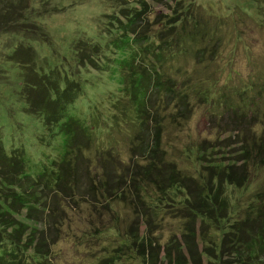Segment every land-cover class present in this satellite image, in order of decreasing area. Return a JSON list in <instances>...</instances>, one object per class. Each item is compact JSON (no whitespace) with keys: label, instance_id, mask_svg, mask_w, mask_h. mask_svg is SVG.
<instances>
[{"label":"rangeland","instance_id":"rangeland-1","mask_svg":"<svg viewBox=\"0 0 264 264\" xmlns=\"http://www.w3.org/2000/svg\"><path fill=\"white\" fill-rule=\"evenodd\" d=\"M133 11L136 43L116 51L110 42ZM78 39L95 44L93 66L75 62ZM14 49L16 57L31 53L28 65L9 58ZM133 49L140 71L161 72L157 91L153 80L137 91L142 114L118 83L129 70L119 60ZM27 71L67 74L80 85L65 113L84 124V150L69 154L59 130L23 111L20 73ZM0 142L28 184L39 175L50 183V169H66L54 190L41 192L44 180L34 185L30 209L12 207L26 232L40 220L44 259L24 249L27 233L10 244V230L0 228L1 261L106 264L133 235L160 261L163 246L183 242L184 225L198 250L203 242L210 250L208 239L217 243L234 221L254 225L264 214V0H0ZM159 172L178 173L185 187L167 180L158 189L150 179ZM217 190L227 212L203 224L187 201L208 203ZM137 263L121 255L114 264Z\"/></svg>","mask_w":264,"mask_h":264},{"label":"trees","instance_id":"trees-1","mask_svg":"<svg viewBox=\"0 0 264 264\" xmlns=\"http://www.w3.org/2000/svg\"><path fill=\"white\" fill-rule=\"evenodd\" d=\"M137 15L138 11H133V14L129 12L128 15H125V22H120L118 29L122 32L115 40L110 42L114 45L116 51L124 50L126 47L131 49L132 43H136V40L131 35V31L132 27L136 25L135 18ZM16 51L17 50L14 49L9 58L11 59L14 56L16 59L20 60L21 65H28L27 62L31 59V53L26 56L23 55L24 52H19L16 57ZM92 51L97 52V48L95 44H91L90 41L87 42L84 39H78L72 44L73 57L78 66H93V61L91 60ZM124 55H122L119 62L122 67H126L129 70L126 74L124 72V75H120V81L118 83L124 87L126 86V90L128 89L127 99H135L133 106L134 112L142 114L143 111H139L137 106L144 108V96L138 97L137 91H140V88L146 89L145 86L149 84L150 80L154 81L153 86L157 91L161 86L159 85V76L161 77V72L158 73L154 69L152 73L140 71V66H136V62H134V59L136 60L134 49L130 53V58H124ZM23 56L25 59H23ZM28 73V71L20 73L22 80L19 93L25 101L23 111L29 115H38L44 127L50 128L52 126V130H59V133L63 135L61 145L62 147L66 146V150L69 154L72 153V151L76 153L79 152L80 148L82 149L81 145L89 141L88 134L85 132L84 124L79 123L77 119L69 116L65 111L66 105H69L78 97L81 89L80 85L74 80L67 78V74L65 77H60L58 73L47 72L39 75L34 74L32 78L31 76H27ZM132 112L131 107V113ZM135 117L138 116L135 115ZM17 159L18 157L14 154L6 155L0 142V189H3L0 196L2 194L4 198L2 202L0 200V228L10 230L5 236L10 244H19L22 234L24 235L27 233V235H29L27 236L28 243L24 244V249L30 252V258L32 259H35V257L43 258V255H46V250L44 248L45 245L42 243L43 240H38L40 234V220L34 221L35 223L33 222V226L30 227L29 232H26L28 225L25 224L24 221L18 220L12 216V207L15 206L14 203H16V205L18 203L30 209L32 206L31 204L35 203L37 199L34 185H40L38 181L44 180V176L39 175L33 178L31 184L24 182V179H27L30 175L22 171ZM64 170L66 169L62 170L59 167V172L57 173V170L50 169L52 173H50L51 178H48V180H51V182L49 183L44 180L45 184H42L44 186L40 185L42 189L41 192H44L43 187H45L46 190H54L56 185H60L61 181L59 182V178L66 172ZM158 171L160 170H156V172ZM159 173V180H157L158 178L150 179L151 182L154 181L158 189V182H167V180L169 185L171 181L179 182L183 184L184 187L186 185L184 178L179 176L178 173L173 174L172 172L170 175ZM235 184L240 185V181H237ZM7 197L11 199L6 201ZM26 197H29L28 199L32 198L35 201H29ZM208 198V203L201 204L197 200L190 199L187 201V204L190 206L192 213L194 212L195 214L196 212L197 216H200L202 220L201 223H206L204 222L206 220L207 222L213 221V224H215V221H217L216 216L222 217L221 212L224 213V215L226 214L227 201L223 195H220L219 190L215 193H213V191L208 193ZM9 202L10 205H8ZM2 205L5 207L3 208ZM14 215H17V213ZM53 219L58 223L55 218ZM249 219L250 218L246 217L234 221V224H231L228 229H224L220 234L217 243H215L214 240L211 241L209 238L208 242L210 241L212 245L210 250L206 248V243L204 242L203 245L205 247L198 250L192 238L191 226L184 225L185 232L182 235L183 242L178 244L177 242L171 241L166 246H163L160 261L157 251L152 249V246L150 247L151 244L146 243L144 238L138 237L137 235H133L127 239V244L123 245L124 250H121L119 257L122 255L127 259L137 260V264H219L224 256H233V258L236 257L234 264H264V214L258 216L256 220L259 222H257V224L254 223L253 225L252 223L247 225L246 222H248L247 220ZM119 257L115 254L106 264H114ZM201 258L205 260L202 261ZM0 264H20V262L19 260L15 261V259L1 261L0 255Z\"/></svg>","mask_w":264,"mask_h":264}]
</instances>
